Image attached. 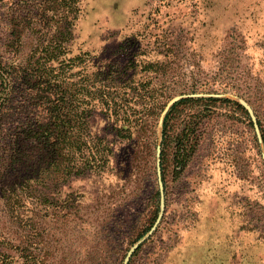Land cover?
<instances>
[{
    "label": "rangeland",
    "instance_id": "1",
    "mask_svg": "<svg viewBox=\"0 0 264 264\" xmlns=\"http://www.w3.org/2000/svg\"><path fill=\"white\" fill-rule=\"evenodd\" d=\"M19 1L0 0V50ZM80 6L68 56L132 67L135 116L146 119L125 138L96 111L90 132L112 150L99 170L56 186L46 201L24 188L0 197V264H123L143 238L128 264H264V0ZM38 36L26 29L9 61L23 63ZM176 96L187 101L165 111ZM179 137L188 153L192 145L182 168Z\"/></svg>",
    "mask_w": 264,
    "mask_h": 264
},
{
    "label": "trees",
    "instance_id": "2",
    "mask_svg": "<svg viewBox=\"0 0 264 264\" xmlns=\"http://www.w3.org/2000/svg\"><path fill=\"white\" fill-rule=\"evenodd\" d=\"M19 3L21 9L7 13L9 31L0 50V197L10 198L24 188L46 201L56 186L99 170L110 158L108 141L89 129L96 111L113 118L117 135L125 138L146 118L135 116L140 111L134 92L130 94L132 67L117 62L97 65L89 52L68 56L80 0ZM29 28L39 34L38 42L23 63L13 64L8 58L20 51ZM116 75L126 81L114 82ZM187 143L188 138L176 140L181 168L192 151L190 145L188 153Z\"/></svg>",
    "mask_w": 264,
    "mask_h": 264
},
{
    "label": "water",
    "instance_id": "3",
    "mask_svg": "<svg viewBox=\"0 0 264 264\" xmlns=\"http://www.w3.org/2000/svg\"><path fill=\"white\" fill-rule=\"evenodd\" d=\"M181 98H182V96H176V97H174L169 102V104L166 106L165 111L169 108L170 105L174 104L175 102H177ZM240 102L246 108V110L249 112V114L251 116V119L254 122V126L257 129L256 120H255V117L253 115V112H252L250 106L245 101H243V100H241ZM156 152H157V157H158L157 158V169L156 170H157V178H158V182H159L160 202H161V206H163L164 205V194H163V185H162V181H161V167H160V153H161V148H160V144L157 145ZM161 216H162V214L159 213L158 216H157V218H156L155 223L153 224V226L151 227V229L149 231V234L155 230V228L157 227L158 223L161 220ZM144 239L145 238L137 241L133 246L130 247V249L128 250V252H127V254H126L125 258H124L123 264H128L129 258L131 257L132 253L143 242Z\"/></svg>",
    "mask_w": 264,
    "mask_h": 264
}]
</instances>
